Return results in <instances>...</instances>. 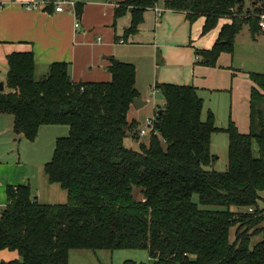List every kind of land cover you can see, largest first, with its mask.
Masks as SVG:
<instances>
[{
	"label": "trees",
	"instance_id": "16d2710c",
	"mask_svg": "<svg viewBox=\"0 0 264 264\" xmlns=\"http://www.w3.org/2000/svg\"><path fill=\"white\" fill-rule=\"evenodd\" d=\"M160 1L119 4L115 21L131 15L125 38L139 33L145 13ZM164 9L187 14L191 23L205 17L203 35L221 19L231 21L212 50H196L202 64L216 67L223 53H234L245 26L252 36L261 32L264 0H164ZM35 70L31 52L8 57L0 115L12 116L14 134L29 142L43 126L69 127L44 167L68 202L43 205L30 186L9 187L0 209V252H17L21 260L0 264H70L73 250L124 249L147 251L148 264H264V75L250 74L258 89L247 135L233 122L219 129L212 113L204 120L195 88L158 85L165 104L156 112L155 133L135 150L126 146L140 136L139 124L128 119L140 97L134 65L113 58L108 83H74L66 63L52 64L41 80ZM217 132L229 140L224 172L214 169ZM258 235L262 241L251 247Z\"/></svg>",
	"mask_w": 264,
	"mask_h": 264
},
{
	"label": "crops",
	"instance_id": "0c3cea01",
	"mask_svg": "<svg viewBox=\"0 0 264 264\" xmlns=\"http://www.w3.org/2000/svg\"><path fill=\"white\" fill-rule=\"evenodd\" d=\"M42 1L0 0L3 6L0 8V83H4V87L8 57L14 53H33L36 80L46 77L52 64L66 63L77 84L111 82L109 68L114 58L136 68V89L139 98L147 104L140 109L132 106L129 115L133 112L134 118L128 115V119L139 124V131L150 118H141L150 102L145 95L154 99L152 118H155L165 102L156 87L176 85L190 86L198 91L204 101V120L212 113L219 129L233 122L241 134L250 133L251 94L253 89H258L250 74L264 75V29L252 36L245 26L236 38L234 53H223L216 67H208L200 62L196 50H212L223 26L231 22L229 19H221L217 28L203 35L205 17L191 23L187 14L158 5L147 10L139 33L125 38L131 15L128 13L115 21V10L127 0H76L82 10L79 29L75 28L76 18L71 9L64 13H56L51 7L41 11L25 10L27 3ZM157 9L162 11L160 18ZM155 89L153 96L151 92ZM13 124V117L0 115V209L7 204L8 188L19 186H30L32 195L35 194L33 198L40 204L67 203L68 194L51 186L55 184H49L43 173L49 163L48 143L55 141L56 144L58 139L68 137L69 128L61 125L41 127L38 138L43 132L47 145L35 144L36 171L16 152V146L27 140L14 134ZM216 134L227 135L217 132L213 136ZM38 138L32 143L39 142ZM149 140L148 135L139 136L137 147L140 142L148 144ZM15 260H21L17 252H0V263Z\"/></svg>",
	"mask_w": 264,
	"mask_h": 264
},
{
	"label": "rangeland",
	"instance_id": "374dc122",
	"mask_svg": "<svg viewBox=\"0 0 264 264\" xmlns=\"http://www.w3.org/2000/svg\"><path fill=\"white\" fill-rule=\"evenodd\" d=\"M158 5H162L164 7V0H161L155 7H157ZM37 79L40 80L41 78L37 77ZM145 96L148 98L150 102L145 107V110L142 113L141 118L143 119H146L147 117H150V118L154 117V112H155L154 99L148 96V94H146ZM129 118H134L133 112H131V114L129 115ZM132 122L134 121H131L130 123ZM40 135H41L40 139L38 138L37 140L39 142L32 143L28 141H22L16 146V152L18 155L21 156L22 161L28 163L29 166L32 169H36V171H37V160H36V157L33 156V154L35 153V151L33 152V149H36L37 147L35 146V144L37 145V143H41L42 147H44V145H47L46 139L43 136V132ZM66 136H69V134H67ZM54 143L55 141L48 143V151L50 153L47 156L48 162L52 160V156H53L54 149H55ZM228 145H229V140H228L227 135L216 134L215 136H213L212 152L218 158V162L214 168L216 171L224 172L228 168ZM126 146L128 148L135 149V150L138 148L136 142L130 138L126 141ZM254 152L256 155H258V148L256 144L254 145ZM44 174L45 173H43V175ZM45 177L47 178L46 175ZM51 186L57 187L60 191H63L60 188V186L57 184L51 185ZM34 195L32 196L34 197ZM138 197L141 198L139 194H138ZM193 201L199 204V197L195 195L193 197ZM41 203H44V202H41ZM201 208H204V207L201 206ZM233 209L235 210L236 208H233ZM260 228L264 229V222L260 225ZM262 236L263 235H258V236L253 237L251 241V247L255 246L260 241H262V238H263ZM69 262L70 264H148L149 255H148V252L145 250H130V249L117 250L113 252L112 251L93 252V251H87V250H73L70 252Z\"/></svg>",
	"mask_w": 264,
	"mask_h": 264
},
{
	"label": "built area",
	"instance_id": "2783aa9c",
	"mask_svg": "<svg viewBox=\"0 0 264 264\" xmlns=\"http://www.w3.org/2000/svg\"><path fill=\"white\" fill-rule=\"evenodd\" d=\"M78 3L76 0H44L42 2L36 3H27L25 6V10L27 11H41L47 10L50 7H53L56 13H64L67 9H71L74 17L76 18L75 28L79 29L81 27L80 24V14L77 11ZM3 8V6H0ZM158 18L162 16V11L160 9L156 10ZM259 26L261 29H264V14L260 17ZM121 43H124L123 41ZM156 94V89L151 92V95ZM155 118H149L146 120L144 128L140 131V136H151L152 133H155Z\"/></svg>",
	"mask_w": 264,
	"mask_h": 264
},
{
	"label": "water",
	"instance_id": "95a60500",
	"mask_svg": "<svg viewBox=\"0 0 264 264\" xmlns=\"http://www.w3.org/2000/svg\"><path fill=\"white\" fill-rule=\"evenodd\" d=\"M5 87H4V83H0V90L1 91H4ZM147 102L143 101L141 98H138L136 99L134 102H133V106L137 109H140L141 107H143L144 105H146ZM162 113V111H161Z\"/></svg>",
	"mask_w": 264,
	"mask_h": 264
}]
</instances>
